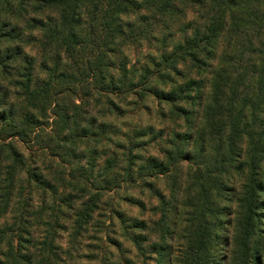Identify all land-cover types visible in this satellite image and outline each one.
Listing matches in <instances>:
<instances>
[{"label": "trees", "instance_id": "obj_1", "mask_svg": "<svg viewBox=\"0 0 264 264\" xmlns=\"http://www.w3.org/2000/svg\"><path fill=\"white\" fill-rule=\"evenodd\" d=\"M233 30H240L238 40L242 47L236 55L226 51L230 55L223 60L229 66L239 62L237 70L242 72V81L249 74L255 78L256 84L261 87L256 95L254 93L256 101L252 99L253 85L243 82L246 86H242L248 88L246 95L249 103L251 99L260 106L264 105V50L260 49L263 52L260 65H252L253 69L259 66V72L253 69L242 71V62L254 55L262 56L258 49L264 47V41L252 44L253 39L249 36L263 33L264 0H0V216L7 212L20 170L26 164L25 153L19 143L39 145L47 154L58 159L57 166L42 165L49 170L42 174L50 188L55 185L61 189L59 204L53 211L57 213L43 223V231L39 235L36 231L39 229L40 212L32 219L31 230L25 228V214L20 215L18 221L14 220L15 223L8 222L0 227V264L64 263L73 249L54 242L58 228L65 229L66 222H70L73 235L78 236L92 219L101 194L117 187L123 180L131 179V165L136 161L132 158L123 161L118 151L103 147L105 140L111 138L109 134L114 133H105L110 125L106 121L99 123L95 114L98 112L96 106L102 100L110 105L107 113L110 116L116 107L113 98L126 97L129 93L140 97L152 93L177 106V118H182L190 128L197 125L196 120H192L195 114L187 104L191 99L195 103L199 100L200 107L206 104L207 116L219 121L223 128L228 114L225 106L230 104L233 108L237 104L234 101L220 104L218 98L221 95L214 88L210 93V88L207 90L203 81L208 75L214 76L212 69L221 53L220 43L231 41L225 37H232ZM156 34L163 36V42L173 40L171 50L160 54L163 63L156 66L160 74L149 76V68H144L140 80L135 82L132 75L136 68L128 67L125 47L149 40ZM191 68L196 69L197 77H186L184 71ZM171 72L176 77H182L181 84L172 80ZM167 78L173 82L168 91L159 85H150L152 80L165 82ZM212 81L214 86H218L217 73ZM138 85H143L144 91H135ZM239 94L240 90L236 93L232 89L226 96L232 100ZM207 99L209 101L205 102ZM49 113L53 115L52 121L42 122ZM241 121L239 128L230 124L229 129H221L227 133V151L223 155L225 161L217 164L225 166V162H232L240 149V146L235 147V139L253 135L246 133L248 128L241 125ZM220 123L213 122V128L208 131H205L204 125L195 129L198 133L197 147L207 140V133H216ZM262 128L264 131L263 125ZM142 132H137L138 137L148 135ZM158 133L162 135V131ZM177 133H173L175 137ZM189 134L180 135V143L162 139L158 144L161 156L141 159L144 163L139 165L137 174L138 178L160 174L171 177L172 192L176 191L177 178L180 177V207L169 209L162 219L163 228L170 230V216L173 215L178 227L183 230L184 241L178 239V243L184 245V250L181 247L175 262L219 264L223 244L220 242L221 231L226 219L219 215L222 211L218 208L220 204H217L216 197L221 192L216 193L215 188L225 186L220 177L224 173L229 176L230 171L217 165L214 168L198 166L202 170L194 169V174L199 183V201L193 202L189 197H184L182 201V194L187 189L184 175L187 174V178L190 168L187 166L185 170L186 165L180 160L188 155V150L190 153L187 149ZM221 135L217 136L220 138ZM172 145L176 147L173 152ZM117 148L121 150L122 143ZM200 150L203 151L204 147ZM218 152L216 161H221ZM87 158L91 176L95 174L94 162L98 158L102 161L95 179L87 181L85 173L76 174L73 169H65V164L79 163ZM195 171L202 173L198 175ZM200 176L202 178L198 180ZM250 190L245 201L247 210L239 223L244 232L249 226V217L260 205L256 188L251 186ZM85 196H89L87 200ZM210 213L215 218H209ZM158 224L156 231L158 227L160 229ZM176 225L175 222L173 226ZM137 227L147 229L148 225L140 222ZM249 228L253 229L252 225ZM176 232L169 231L171 235ZM253 235L254 232H250L249 241L245 242L247 253L244 256L247 258L249 250L255 247L251 239ZM153 248L161 257L166 251L162 245H154ZM249 258L251 264H260L258 255L252 254Z\"/></svg>", "mask_w": 264, "mask_h": 264}, {"label": "rangeland", "instance_id": "obj_2", "mask_svg": "<svg viewBox=\"0 0 264 264\" xmlns=\"http://www.w3.org/2000/svg\"><path fill=\"white\" fill-rule=\"evenodd\" d=\"M239 31H231L233 38L225 37V39L228 38L231 41L225 40L220 43L222 44L221 51H219L221 53L212 69L214 76L217 73L218 86H214L212 81L214 76L212 74L208 75V78L203 81L204 87L207 90L210 88V93L212 88H214L218 95H221L218 98L220 104L230 101H234L237 104L233 108L230 107V104L225 106L228 114L223 128H221L219 121L207 116L205 113L206 104L200 107V101L198 100L195 103L194 99L189 100L187 107L193 110L195 114L194 117L192 116V120H196L195 125L197 126L195 128H190L188 123H185L182 118H177L175 112L177 106H173V103L171 104L170 102L167 103L166 100L159 99L152 93L145 94L143 97L129 93L125 95L126 97L113 98L114 105L117 108H113L110 116L107 114L110 111V105L105 99L96 106L98 112H95V114L99 118V123L106 121L110 125L109 131L105 133H114L109 134L108 137L111 138L109 141L105 140L103 147L111 151H118V154L122 155L123 161L124 159L132 158L133 161H136V164L131 165L133 170L132 180H123L117 187L101 194L98 201L99 206L92 213V219L85 226V230L81 231L78 236L73 235V228L70 222H66L65 229L58 228V231H56L58 236L54 239V242L64 248L71 247L73 249L72 255L61 264H178V262H175V258L179 254L181 247L184 250V245L181 246L178 243V239L184 241V238H182L183 234H181L183 230H180L178 222L173 215L170 216V230L163 228L162 219L166 216L169 209L175 210L178 205L180 207L181 191L178 192L181 187L180 177L177 178L176 191L172 192L173 181L171 177L160 174L138 178L137 171L139 165L144 163V158L161 156V149L158 144L162 139H170L180 143V135L189 133L190 144H188L187 149H190V153L188 150V155L180 160L181 163L186 165L184 167L185 170L187 166L190 168L187 178V174L184 175L187 189L186 193L183 192L182 194V201H184V197H189V200L193 202L199 201V183L197 184V178L194 174V169L202 170L198 166L207 168L209 165L210 168H214L217 165L230 171L229 176H227V173L221 174V182L224 181L225 186L219 184L220 187L215 188L216 193L221 192L220 196L216 197L217 204H220L218 208L222 211V214L219 213V215L226 219V224L221 231L222 238L220 242H223V244L220 247L219 264H251L252 260L249 257L252 254L258 255L260 264H264V131L262 128V125L264 127V105L260 106L251 99L249 103L246 95L248 88L243 87L246 86L243 82L253 85V100H255V95L261 87L256 84L255 78L250 76V74L246 80H241L242 72L237 70L239 62L235 63L233 60L235 64L229 66L223 60L224 57L230 55L225 53L226 51L236 55L240 47H242L241 41L238 40ZM262 32V34L260 32L254 33L253 36L248 35L249 38L253 39L252 44H257L259 40L264 41V30ZM177 38H180V36L177 35ZM172 42V39L163 42V36L156 34L149 40L138 41L136 45L125 47L129 62L128 67L136 68V72L132 75L135 82L140 80V75L144 68H149L151 72L149 76L154 73L156 75L160 74L156 70V66L159 63H163L161 62L160 54L170 51ZM260 49L264 50V47L259 48L258 52ZM261 53L263 52L260 51L259 53L262 55L261 57L254 55L242 62V71L252 70L253 64H259L261 61L259 59L263 58ZM253 70H258L259 72V66ZM184 72L188 78L197 77L195 68L186 69ZM152 77H155V75H152ZM170 77L180 84L183 81L181 76L176 77L172 72ZM154 84L159 85L161 89L166 91L173 86V82H170L169 78L165 82L152 80L150 85ZM142 87L143 85H138L135 91H144ZM232 89L236 93L240 90V94L230 100L226 94ZM208 99L203 101L208 102ZM213 105L215 106L216 104L214 103ZM229 109L231 110L229 111ZM256 117L258 118L257 120ZM52 119L53 115L49 113L48 117L42 122L48 121L50 123ZM240 120H242L241 125L248 128L246 133H253V135H245L243 139H235L237 141L235 147L240 146L237 155H234L231 163L225 162V166L219 165L217 163L224 160L223 155L227 151V133H223L222 130L229 129L230 124H234L239 128ZM215 121L218 124L220 123L216 133H207V140H204V144H200L197 147L198 133H196L195 129H201L204 125L205 131H208L213 128V122ZM47 129H50V127L47 126ZM139 131L148 133V135L138 137L139 133L137 132ZM159 131H162V135L158 133ZM172 132H178L176 137ZM220 133L222 135L219 138L217 135ZM157 134L158 137L156 136ZM171 141L170 143H172ZM119 143H122L121 150L117 148ZM162 144L165 146V141ZM19 145L20 149L25 153L26 164L20 170V177L15 186V194L11 204L7 212L0 216V227L3 228L8 222L15 223V221H18L17 218H20V215L25 214V228L31 230L32 219L40 212L39 229L36 231V235H39L43 231V223L48 219H52L57 213L53 211L59 204V192L61 190L54 184L53 188L49 187V183L42 174L43 171L47 173L49 170L43 168L42 165L57 166L58 159L47 154L39 145L35 144L32 146L31 143L26 142L19 143ZM201 147H204L203 151L200 150ZM175 148L173 145L171 146L172 152L175 151ZM217 151H219V159L221 161H216ZM88 162L89 158L79 163L76 161L67 163L65 164L67 167L65 169H73L76 174L83 175L85 173V178L90 181L97 177L99 165L102 161L98 158L94 162L93 170L95 174L92 176ZM123 165H125L124 162ZM195 172H198V175L202 173V171ZM51 178L54 179L52 176ZM201 178L202 176L198 177V180H201ZM53 182L56 181L54 180ZM251 186L256 188V198L260 205L256 209L254 208L255 212L249 217L248 224L246 223L249 226L252 225L253 229L247 226L244 232V230L239 228V223L247 210L245 201L251 192ZM86 194H89V192ZM88 197L85 196V199L87 200ZM213 217L215 218L214 214L210 213L209 218L212 219ZM140 222L146 223L148 228H138L137 224ZM175 222L177 225L173 226ZM158 223H160V229L158 227L156 231L157 225L159 226ZM172 230H177L175 235L170 234ZM250 232H254L251 239L252 242L254 240L253 244L255 247L249 250V257L247 258L244 256L247 253L245 242L246 240L249 241L247 238ZM154 245L156 247L162 245V247L166 248L162 257L155 252Z\"/></svg>", "mask_w": 264, "mask_h": 264}]
</instances>
